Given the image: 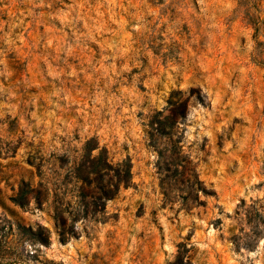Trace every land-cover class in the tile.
Listing matches in <instances>:
<instances>
[{"label":"rangeland","instance_id":"rangeland-1","mask_svg":"<svg viewBox=\"0 0 264 264\" xmlns=\"http://www.w3.org/2000/svg\"><path fill=\"white\" fill-rule=\"evenodd\" d=\"M0 264H264V0H0Z\"/></svg>","mask_w":264,"mask_h":264},{"label":"trees","instance_id":"trees-1","mask_svg":"<svg viewBox=\"0 0 264 264\" xmlns=\"http://www.w3.org/2000/svg\"><path fill=\"white\" fill-rule=\"evenodd\" d=\"M86 153H87V156L92 155V149H90V148L87 149ZM130 177H131L130 168L127 167L124 171V175H122L121 172L118 173V179L115 183V187L117 189H120L121 186H124V187L127 186ZM104 194H105L106 198H108V194L107 193H104Z\"/></svg>","mask_w":264,"mask_h":264}]
</instances>
